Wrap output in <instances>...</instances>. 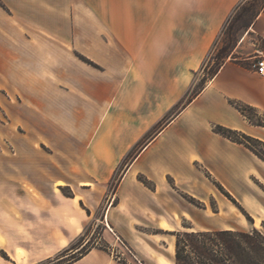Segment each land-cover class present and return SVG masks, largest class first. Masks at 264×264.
I'll list each match as a JSON object with an SVG mask.
<instances>
[{
	"label": "crops",
	"instance_id": "0c3cea01",
	"mask_svg": "<svg viewBox=\"0 0 264 264\" xmlns=\"http://www.w3.org/2000/svg\"><path fill=\"white\" fill-rule=\"evenodd\" d=\"M246 1L0 0V31L49 36L36 40L26 57L8 55L2 77L22 106L40 112L38 133L49 155L78 160L77 174L67 175L84 190L89 210L100 206L120 162L191 92ZM252 38L264 40V2L229 60L140 146L120 177L103 224L128 250L129 264H175L178 233L262 232L264 160L214 131L221 125L264 143V127L232 104L250 106L264 118V77L251 69L254 59L233 57ZM76 54L89 55L101 69ZM111 97L113 115L103 121ZM36 174L41 178L31 184L41 191L74 184L58 180L56 167ZM72 264L122 263L94 247Z\"/></svg>",
	"mask_w": 264,
	"mask_h": 264
},
{
	"label": "rangeland",
	"instance_id": "374dc122",
	"mask_svg": "<svg viewBox=\"0 0 264 264\" xmlns=\"http://www.w3.org/2000/svg\"><path fill=\"white\" fill-rule=\"evenodd\" d=\"M263 2L247 0L242 5L232 23L224 30L204 67L197 73L194 88L120 162L104 186L106 191L100 206L93 210L84 204V190L76 184L74 176L67 175L70 170L77 174L78 160L65 159L60 153L57 157L49 155L51 150L48 143L38 133L40 112L33 106H22L16 88L2 77V62L7 60L8 55L11 57L19 52L18 55L26 57V51L32 49L36 40L49 36L43 32L0 31V264H72L94 247L108 251L119 263L132 262L128 250L105 232L106 226L103 224L105 209L113 201L120 177L140 146L181 112L211 79L212 74L229 60L232 49L244 33V27ZM22 39L30 42L18 46ZM8 41H12L15 46L9 45ZM262 48L263 38H252L244 44L240 54L233 57L255 59L252 57L255 50ZM255 53L257 56L260 54L258 51ZM76 55L89 68L101 69L89 55ZM115 104V98L111 97L103 105L101 120L112 117ZM252 145L264 154L262 147L253 142ZM49 166L56 167L58 180L72 178L74 184H57L56 190L52 189V185H47L50 191L46 192L36 189L31 184L34 179L41 178L36 173L40 168ZM261 230L264 234V225ZM84 241H88L85 246ZM237 241L240 242L239 239ZM160 263L169 264L163 259Z\"/></svg>",
	"mask_w": 264,
	"mask_h": 264
},
{
	"label": "trees",
	"instance_id": "16d2710c",
	"mask_svg": "<svg viewBox=\"0 0 264 264\" xmlns=\"http://www.w3.org/2000/svg\"><path fill=\"white\" fill-rule=\"evenodd\" d=\"M218 70L212 74V77ZM232 104L251 123L264 127V118L258 116L255 109L238 102ZM214 131L234 142L244 144L264 160V154L252 145L253 142L264 149L263 142L221 125H216ZM140 180L150 187L147 179L141 177ZM175 264H264V234L256 229L252 232L178 233Z\"/></svg>",
	"mask_w": 264,
	"mask_h": 264
},
{
	"label": "built area",
	"instance_id": "2783aa9c",
	"mask_svg": "<svg viewBox=\"0 0 264 264\" xmlns=\"http://www.w3.org/2000/svg\"><path fill=\"white\" fill-rule=\"evenodd\" d=\"M251 69L258 75L264 77V53L261 52L251 65Z\"/></svg>",
	"mask_w": 264,
	"mask_h": 264
},
{
	"label": "bare ground",
	"instance_id": "6f19581e",
	"mask_svg": "<svg viewBox=\"0 0 264 264\" xmlns=\"http://www.w3.org/2000/svg\"><path fill=\"white\" fill-rule=\"evenodd\" d=\"M59 185L61 184V183H58ZM162 227L164 228V229H167L168 227H167V225L165 224V223H163L162 224ZM163 263V262H162Z\"/></svg>",
	"mask_w": 264,
	"mask_h": 264
}]
</instances>
